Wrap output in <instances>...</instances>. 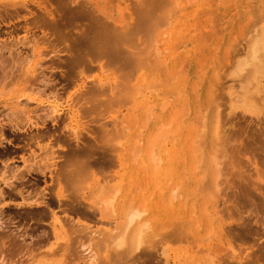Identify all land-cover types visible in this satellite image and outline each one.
Here are the masks:
<instances>
[{"label": "rangeland", "instance_id": "rangeland-1", "mask_svg": "<svg viewBox=\"0 0 264 264\" xmlns=\"http://www.w3.org/2000/svg\"><path fill=\"white\" fill-rule=\"evenodd\" d=\"M7 1L11 2L10 0H0V4H1L0 5V62L2 59L5 60L3 56H5V55H6V57L10 56V53L11 52L13 53L15 50L16 51L20 50L19 52H21L20 53L21 55H23V54L26 55V53H28L29 55L32 53V55L30 56L31 57V60L29 61L30 64H29V66L25 65L24 66L25 69L17 67V66L15 68V66L11 65L12 63L10 62V60L7 59V61L10 62L8 64L11 65V67L8 66L9 68H11L10 70L7 67V71H9L8 74H6V76H4V70L3 71L0 70V77H2V78L5 77L0 82V88H2V90L0 91V128L2 127L1 128L2 131L0 129V132H2V134L0 133V153H6V155L8 154V157H9V158H5V156L0 157V170H1V172H0V174H1L0 175V186H1L0 189L2 188L3 191L4 190L6 191L9 188L8 185L5 184L6 182H8L6 180L8 178V180L10 182H13L15 184L19 183L23 187V192L26 195L31 190L32 191V192H30L31 196H33L37 193L38 195L36 194L35 196H33L34 198L35 197L37 198L41 195V194H39L42 192L41 190L44 189L42 192L43 197H50L51 198L52 197L51 194H53L54 192H56L58 190L56 184L52 183L53 181L55 182V178H54L55 176H53V175L55 173V169L58 168L57 162L63 158L62 156H60L61 153H58V154H56V153L62 152L65 149V145H62V143L60 144L59 142L56 143L55 137L57 135H60L61 131H62V134H64V133L66 135L69 134L70 131H68V129L70 127L73 128L76 125L77 126L76 129H74V128L73 129L76 131L80 130L81 133L82 132L84 133V132L88 131V128L92 127L91 125L100 126L99 125L100 123H104L106 121V123L108 122L109 127L106 126L108 128H106V127L105 128L109 129L111 127L110 129L115 130V132H113V135L114 136L120 135V137L122 139H121V141L119 140L117 142V146L119 145L121 148V149H119L120 151L118 150V148H119V146H118L113 152V155L115 156V158H114L115 163H113L114 165L111 167H107V168L101 167L102 169L100 168V170L103 173L100 170H98L99 172L98 173L95 172L96 175H91V177H88L86 183L84 184L85 186L83 185L84 189L82 188L83 189L82 195L84 196V198H82V199L80 198L79 201L82 202L83 204L84 203L86 204L91 215L86 217L88 220L85 218H83V220H82V218H79L78 220L80 223L76 222L79 225L78 227H76V230H75V228L72 229V228H69L68 226L67 227H65V226L61 227L62 225L59 226V223L56 222L52 217H49V218L45 217V218H43L44 220H42V222L39 220L35 221L32 219H30V220L24 219L22 214L19 212L23 213V211L27 207H25L26 205H23V204L21 206H19V203H21L22 200L19 197L15 199V197H17L19 194H16V193L14 194L13 190H11V192H10V188H9L7 190L8 193L9 194L12 193L11 195L15 196L12 200L8 201L7 195H6V198H5V196L1 195L3 197V200H4V198H5V200L4 201L0 200V205H2L1 206L2 209L0 208V218H2V219H0V238H1L0 239V264H10V263L11 264L12 263L13 264H60L61 262H62L61 264H73V263L74 264H79V263L84 264V262L87 263L88 260L90 262V263L88 262V264L93 263V260H95L93 264H105V263H107V262H105L107 260H108L107 264H110V263L114 264V262L116 264H127V263L128 264H136L138 262V260H139V262L137 264H140V262H141V264H161V262H159V261H162L163 264L165 263V261L167 264H247V263L251 264V261L253 262L252 264H264V250H262V249H264V248H262V247H264V214H262V213H264V210L258 211L260 209L258 204H257L258 205V208H257V206L255 207L254 205H251L248 202L239 204L236 202L235 199H234L235 203H232V202H234V201H232L233 198L228 197V195L226 196V194L225 195L222 194V191H221L222 188L220 187L221 185H224L222 180L224 181V179H225V181H227L231 177L232 174H230V173L228 174V172L233 173L232 168L233 167L236 168L235 164H233L234 166L232 168H230L231 170L229 169V166L226 167L227 166L226 162H225L226 164L223 163L225 165L224 166L225 168L222 167L223 166V164H222L221 175H225V176L224 177L220 176L224 179L220 178L222 180H219L218 182H220V183L222 182V183L219 186L220 183L217 182L218 185H215L216 184L215 181L211 180L212 178L205 175V172L203 171L204 162L201 161L204 158L203 157L204 154H205V157L206 156L210 157L209 155L211 153L218 151L219 144H220V146H219L220 150L224 151L221 143L223 144L224 141L230 142L234 139L233 140L234 144L239 143V145H240V143H241V146H242L241 149L239 148V145L237 146V148L240 152L244 146V149L242 150L243 153L238 152L239 154L237 153V155H240L241 158L243 156V158L246 159V161L247 160L249 161V166H247V167H248V169H250V171L254 175V176L252 175L251 179H252V181L255 180L256 183H259V185H258L259 187H255L256 190L258 188H260V190H261V192H257V193H262L259 196H264V151H261L262 149H260V146H262L261 145L262 142H258L256 140L255 143H252L253 145L249 146V145L245 144L244 142H241V141H243L244 138L238 137L239 132L237 133L238 135L237 134L233 135V133L230 129V128H232V125L227 124L228 125L227 126L225 124V122H226V120H224L225 118L223 117L224 118L223 119L220 116L221 114H223V112L220 113V115H219V111L221 112L222 110H224V104L219 103V102L223 101L221 95L223 94V92L225 93V90H223V92L220 90L223 89L224 87L221 86L222 87L221 88L219 86V88H218L219 91H217V88H215L216 85H220L222 83L221 85L224 84V86L226 87L225 88L226 92L228 90L230 91L231 87H232L231 90L235 91L233 93V95H235L237 92H239L238 91L239 87H236V86L237 85L240 86L238 83H240L241 76H237V78L239 79V82H238V79L236 78V76H233L231 74V70H232L231 66L234 63L233 59L235 58V56H236V58H238V56L240 55L238 52L241 50V47L239 44L240 41H242L241 39H245L246 38L245 35H249L248 33H251V31H252L251 29H253L252 26H254L253 23L256 22V20H257V19H253L255 12L253 13V11H251V10H253V8H254V11H255V9L257 8L256 9V12H257V10L264 8V5H262V3H264L262 1H264V0H178V1L168 0V3L165 0L163 5H162V8H164V9H162V10L166 11V12L168 10L170 12V18L171 19H168L169 24L167 23L165 25V23H164V25H161L162 28H161V26H160V28L156 27V30H154L155 28L151 31L149 29L148 30L146 29L147 33L150 31L149 33L151 34V36L149 35V33H148L149 36H146L147 33H145L146 31L143 30V31L139 32V34L137 33L138 35L133 36L132 37L133 39H131L132 41L130 40V42H129V45L131 43L133 46V47L131 46V48L136 49L135 47H138L137 48L138 51L133 50V49L132 50L136 51V53H139L140 56H142L141 53L144 50L146 51V52H143L144 54L142 53L144 56L147 53V55L145 57H143L144 60L148 56L146 59L147 61L145 60L146 61L145 65L137 70V72H136L137 76H134V79L130 82V87L131 86L135 87L137 90V93H138L136 96H134L135 101L132 99L133 97L129 98V100L131 101V106L129 103H125V102H124L125 104L124 103H115V104L109 105V106H108V104H106V107L112 106V107H110L111 110H108L110 108L106 109L105 106H102V108L100 107L103 110V112L101 109L98 110L99 111L98 114H97V110L95 111L96 115H99L100 112H102L99 115L100 117L98 116L99 118L98 117L95 118L96 115L94 114V112H92V113L90 112L89 113L90 116H89V114H88L89 111L83 112V113H82V111L81 112L75 111V109L74 108L72 109V107L70 105L73 101H70V100L74 99L73 97L75 95V91L77 93L82 88L81 86H83L86 83L85 81L88 82L92 78L100 79V80L104 79L103 80L104 82H105V79L107 82L109 80H112V82H114V79H116L117 81L116 80L115 81L117 83H120V82H118V79H120V78L119 77L116 78L117 75L115 73H117V72L110 70V69H112L110 66H109L110 69H108L109 67H107L106 65L104 66V68L102 67L103 70L101 72L100 70H98L99 68H96V65L97 64L99 65V63H97L98 61L97 62L95 61V63L93 62L95 67H94V65H92V63L90 64V68H92L91 70L88 69L90 72L88 70H86L87 69L86 68L84 70L82 69L83 72L81 70L80 74H78L79 73L78 71H77V73L73 72L70 74V76H71L70 81L71 82L74 83L76 80H78V81L76 82V84L74 83L73 85L69 86L66 89V91H64V93H63V90L60 91L63 93L62 94L63 98L59 99L60 101L55 99V98H50V99L47 98V94H43V93L39 94V93L35 92L33 87L36 86L34 84L39 83V81L36 79L39 75L41 76V74L39 72H42L44 70V68L48 65L47 63L49 62V60H48L49 57L53 58V59L55 58V57H53V55L55 54L54 52H55L56 48L59 47V49H61L63 45L60 47V45H61L60 43H57V44L55 43L56 45L59 44V46L58 47L55 46L53 48L55 50L53 52H51L53 50V49H50V48H52L51 47L52 45H50L51 40H49L51 37L47 36V34H44L46 32V30L44 31V33H42L43 31H41L39 26L33 24V22L29 23V21H28L31 19L33 14H35V10L37 13L38 12L37 10L40 9V6L43 7V4H42L43 2H41L42 0H20L23 3H19L20 6H19V4H18V6H17V4L15 5L16 7H18L19 10H17L18 11L17 13L14 12L13 15L3 14V12H4L3 9L5 7L6 8L9 7V9L12 8L9 5L7 6V4H8ZM95 1L98 2L99 5L103 9L107 5V10L110 13V15L112 16V14H113L115 16V18L120 22V24L123 23V21L126 19V15H125L126 13L125 12H126V10L128 11V9H129V6H127L128 9H126L127 3H129L130 6L132 5L131 6L132 8H133V6H135L132 2L133 0H130V1L127 0L126 3L123 2L124 0H120V1L119 0H95ZM112 1H113V3H112ZM121 1L123 2V4H121ZM172 1H175V2H172ZM187 1L188 2L190 1V2L188 3ZM185 3L186 4L188 3V4L185 5ZM3 4H5V5H3ZM39 4H40V6H39ZM245 4H247V5H245ZM23 5H26V6L28 5V7L27 8L21 7ZM33 5H35V6H33ZM131 7H130V9L132 10ZM33 8H36V9H33ZM181 8H184V9H181ZM174 9H175V11H174ZM213 9H214V11H213ZM212 11L214 12L213 14H211ZM173 13H174V15H173ZM217 13H219V14H217ZM124 15H125V17H124ZM172 15L175 17V19ZM255 15H256V13H255ZM247 16L250 17L251 19L248 18ZM249 20H251V21L254 20V22L253 21L251 22ZM251 24H252V26H251ZM32 26H33V28H32ZM248 27H249V30H251V31H248ZM250 27H252V28H250ZM243 29H245V31ZM246 31H248V32H246ZM240 32L244 38L241 36ZM242 32L243 33L246 32V33L243 34ZM32 33H33V35H32ZM218 33H220V34H218ZM25 35L29 39L31 38L30 36H32L33 39L31 38L29 40L28 38L23 37ZM205 35L207 37H205ZM236 35H238V36H236ZM21 36L23 38H21ZM39 36L43 37L44 39H42V38L40 39ZM203 36L205 39L203 38ZM148 37H151V38L148 39ZM190 37H191V39H189ZM143 39H145V40H143ZM146 39H148L149 42ZM151 39H153L155 42ZM234 39H235V41H234ZM237 39H240V40L238 41ZM40 40L42 42H40ZM43 40L46 43L45 42L43 43ZM203 40H204V42H203ZM48 41H50V43ZM46 44H47V46H46ZM48 44L50 46H48ZM62 44H64V43H62ZM190 44L193 47H189ZM53 45H54V43H53ZM150 45L152 47H149ZM64 46H66V45H64ZM227 46L228 47L231 46L229 48L230 49L232 48V49L229 51V48H227ZM18 47H20V48H18ZM29 47H31V48H29ZM145 47L148 50L144 49ZM195 47H197V49H195ZM17 48H18V50H17ZM28 48L31 50H29ZM140 49H142V50H140ZM151 49L152 50L155 49V50H153L154 52H152ZM233 49H235V51H238L235 55H234L235 52ZM47 51L49 53H44ZM56 52H59V50H57ZM61 52H63V51H61ZM151 53L154 55V59H152L153 56L150 55ZM154 53H158V54H154ZM28 54H27V56H28ZM38 54H40V55H38ZM46 54H48V55H46ZM56 54H59V53H56ZM156 55L158 56L157 57L158 59L156 58ZM221 56H222V59H221ZM159 58L161 59L160 61L164 63V67L166 66L165 69L163 68L164 69V70H162L163 72L160 71L162 68H161V64L159 63L160 62ZM226 58L228 60L230 59L229 61H231V62H228V60ZM231 58H232V60H231ZM151 59H152V61H150ZM154 60L156 62L158 61L159 65H160V70L156 69L157 71L159 70L158 72L156 71L157 75L159 73V79L157 78V81H156V78H154V77H153L154 80H151L152 76L155 75V73H153L154 74L153 75L151 71H155L154 68L155 67L157 68L156 65H158V64H156V62ZM236 60H235V62H236ZM7 61L5 64L6 66H7ZM43 62H46V63H43ZM147 62L148 63L150 62L151 65L154 62L155 64H153L152 66L154 67V65H155V67L153 68L149 64L150 67L153 69L148 68L149 65ZM43 65L45 66L44 68H43ZM147 65H148V67H147ZM229 65H230V71H228ZM35 68H36V71L34 70ZM145 68H146V70H145ZM147 68L149 70H151L150 75L152 74V76L147 75L149 73V72H147L148 71ZM12 69H15V71H13ZM57 69L61 70L60 72L62 74L59 73V70H57ZM11 70H12V73H11L12 75H10ZM46 70L47 69H45L44 71H46ZM52 70H54L53 72H54V74H56V77H54L55 79L62 78L61 77V75H63V72H62L63 68L62 67H61V69L59 67H57V68H53ZM225 70H227V72H224ZM48 71L50 74L51 73L50 69ZM55 71H57V72H55ZM112 71L115 73H113ZM176 71H178V72H176ZM13 72H14V74H13ZM174 72H176V73L174 74ZM208 73H210V74H208ZM222 73H223V75H222ZM118 74H120V73H118ZM173 74L175 75V77ZM218 74H219V76H218ZM146 76L147 77L149 76L150 78H147ZM169 76L171 78H169ZM207 76L210 78H208ZM215 76H217V78H214ZM12 77H14V78H12ZM39 77H38V79H39ZM79 77L81 79H78ZM145 77H146V79H144ZM211 77H212L213 81L211 80ZM222 77L224 80L222 79V81H221L220 78H222ZM206 78H208V80ZM229 78H231V80ZM233 78L237 79V82H235V79H233ZM26 79H28V80H26ZM185 79H187V80H185ZM217 79H219V81L216 84L214 82V80L216 81ZM141 80H143V81H141ZM144 80H145L146 84L144 83ZM158 80H159V82H158ZM83 81L85 83H83ZM242 81H243V79H242ZM107 82H105L106 85L109 84L111 86H115V85H112L111 81L108 83ZM116 82H114V84H117ZM161 82H163V83H161ZM168 82H170V83L166 84ZM177 82H179V83H177ZM211 82H212V84H211ZM82 83H83V85H81ZM131 83H134L135 86ZM137 83L139 86H136ZM153 83H155L156 85ZM159 83H161L162 86ZM3 84H4V86H3ZM158 84H159V86H158ZM165 84L173 86V88L170 86L165 87ZM213 84H214L213 88H215V89H213V88L212 89H213V91H215V93H214L215 95H213L212 90H210L211 87L213 86ZM231 84H233L234 86ZM1 86H3V87H1ZM155 86H157V87H155ZM58 87H60V85ZM79 87H80V89H79ZM143 87H144V89H143ZM167 87H169L170 89L169 88L167 89ZM31 88H32V91H31ZM155 89H156V91H155ZM163 90L165 92H163ZM182 90H184V91H182ZM168 91H169V93H167ZM209 92L210 93L212 92L211 95ZM171 93H172V95H171ZM179 93H181V94H179ZM194 93H195V97H194ZM216 93H218V94H216ZM220 93H222V94L220 95ZM162 94H164V96ZM167 94H168V96H167ZM227 94H228V92L226 94H224V95H226V98L229 96ZM184 96L186 98H184ZM192 96H193V99L191 98ZM202 96H204V98ZM219 97L221 100H219ZM229 97H233V96L230 95ZM217 98L219 101L217 100ZM172 99H173V102H172ZM163 100L165 101V104H164ZM184 100H185V102H184ZM196 100H197L198 104H195ZM62 101H63V103H62ZM181 101H182V104H180ZM200 101L202 103L199 104ZM262 101H264V96H260V97L258 96L256 98V102L259 103L258 104L259 107L264 105V102H262ZM166 102H168V103H166ZM151 103H152V105H151ZM160 103H162V104H160ZM122 104H124V105H122ZM148 104H149V106H148ZM186 104H188V105H186ZM192 104H195V105H192ZM49 105H53L55 107L56 111H50V109L48 108ZM198 105H200L201 107L200 108L197 107ZM177 106L178 107L181 106V107L178 108ZM186 106H187V109H185ZM118 107H120V108L117 111ZM160 107H161V109H160ZM174 107H176V108H174ZM239 107H242V106H239ZM173 108L175 111L173 110ZM18 109L20 111L22 110L21 115H20V113H19V115L17 114V116L15 114V116H14L15 118L11 115V118H10V115L8 114V113H10L9 111L13 110L15 112H18L17 111ZM105 109L107 111H105ZM148 109H150V110L148 111ZM73 110H74V112H73ZM122 110H124V111H122ZM216 110H218L217 111L218 117L223 119L224 122H222V120L220 118H218L216 115V117L219 119V120H217V118L215 117L216 112H214ZM13 111H11V113ZM108 111H109V113H108ZM77 112H79L77 115L80 117V120L82 119L81 121L86 120V123H85L86 126H85V124L81 125L79 123L81 121H79V119H78L79 117L76 115ZM179 112H181L183 114H181V116H179ZM47 113H48V117H46V121H44V125H40V124H42V123H39L40 116H44V114L47 115ZM80 113H82V114L80 115ZM130 113L132 116L130 115ZM91 114H93V115H91ZM175 114H177L178 116ZM67 115H69V116L67 117ZM145 115L147 117H145ZM19 116H21V119L23 118V122H21L22 123L21 125H23V128L15 129V127H13L11 125V121L14 122L15 120L13 121V119H16V117L18 118ZM105 116H107V117H105ZM172 116L178 117V121H177L176 117H175L176 118L175 119ZM12 117H13V119H12ZM76 117H78L77 120H75ZM131 118H132V120H131ZM87 119L89 120L88 122H87ZM104 119H106V120H104ZM108 119H109V121H108ZM122 119L124 121L126 120L129 124L126 121L124 122ZM98 120H99V122H98ZM34 121L36 124L34 123ZM60 121H61V123H60ZM84 121L82 123H84ZM115 121H117L118 124ZM215 121H217V125L218 124L220 125V123H222V124L224 123L225 124L224 126L225 127L227 126L226 128L228 129V131L226 132L227 129L226 128L224 129L225 132L228 133L227 135L224 134V130L221 131V128L222 129L224 128L223 126L222 127L218 126L220 128V130H218V132H217L218 127H217ZM218 121H220V123ZM251 121H253V119H251ZM37 123L39 124L38 126H37ZM67 123L70 125L67 126V128H66V126H64V125H66ZM226 123H228V122H226ZM28 124H30L31 126ZM254 124H255V122H254ZM34 125H36V126H34ZM117 126H119V127L121 126V127L120 128L118 127L119 129H117L116 128ZM162 126H163V128H162ZM214 126H215V129H214ZM257 126H259V123L257 124ZM260 126H261V124H260ZM209 127H210V129H209ZM228 127H230V128H228ZM42 128H44L48 131L41 133L43 131ZM204 129L206 130V132ZM116 130H117V132H116ZM208 130H209V132H208ZM36 131L39 133H37ZM164 131H165V133H164ZM219 131H221V132H219ZM88 132L91 133L90 131H88ZM88 132H86L87 135L85 133H84L85 135L83 133L81 134L80 132H77V133H78L79 137H81L83 135L87 138L89 135ZM137 132H138V134H137ZM46 133H48V135H45ZM192 133H194L196 136L193 135ZM218 133L221 135H219ZM34 134H36V135H34ZM65 134L63 136H66ZM158 134L161 137L158 136V138H157L155 136ZM212 134L214 137V138H212V140H214V142H213L214 144H210V145H213V147H209V145L207 144V141L205 143V140L207 139V137L209 135L212 136ZM217 134L220 137L224 134L223 137L225 139L222 142L217 141L215 138V136ZM230 134H231V136L233 135V137L235 135H237V138H236V136H235V138L231 137ZM73 135L74 134H72L71 136H73ZM113 135L111 134V142L113 141V137H114ZM131 135H132V137H131ZM162 135H165V136H162ZM228 135H229V137H228ZM83 136H82V139L85 138ZM201 136H203V137H201ZM218 136H217V139L219 138ZM225 136H227V138ZM67 138H69V137L67 136ZM198 138H200V139H198ZM229 138H231V140H229ZM109 139H110V137H109ZM239 139L240 140L242 139V140L240 141ZM152 140H153V142H152ZM161 140H163L164 142L161 143ZM200 140H201V142H198L199 144L198 143L196 144V142L200 141ZM218 140H220V138ZM109 142H107V140H106L105 144L108 145ZM201 143L202 144L204 143L205 145L203 144L201 147ZM215 144H217L218 146ZM215 146H217V149L215 148ZM46 147H47V149H46ZM48 147L49 148L51 147V149L57 151V152L51 154L52 156H55L52 159H49V155H50V152L53 150L48 149ZM205 147H207L208 150ZM250 147H251L250 151H252V153H250V151H249ZM38 148H41V150ZM210 148H212V150ZM135 149L136 150L138 149L139 151L138 150L135 151ZM59 150H61V151H59ZM253 150L255 152H253ZM45 151H46V155H48L47 157L45 156V154H43ZM132 151H133V153H132ZM213 155H215V153ZM260 155H261V157H260ZM181 157H182V160H184V161L180 160ZM213 157H215V156H213ZM40 158H41L42 163L43 162L46 163V161H47V164L48 163L50 164L52 162H56V163L55 164L53 163V165L51 164V167L49 166V168H46V166H45L44 170L46 169V171L43 170L44 173H42L40 171L38 172V170H33V169L29 173L28 172L25 173V166H27V164H29V163H33V166H34V163H35L34 161H36L37 163L41 162ZM196 158H197V160H196ZM47 159H49V160H47ZM155 160L158 161V163L155 162ZM192 160L193 161L195 160V161L193 162ZM4 163H8L10 165L12 163L13 166L16 165L17 171L14 170L12 172H9L8 170H6L7 171L6 172L3 169ZM157 166H158V168H157ZM103 169H105V170H103ZM223 169H225L224 173H226V174H223V171H222ZM228 169H229V171H228ZM21 170L23 172V174H21L22 176L20 174H19L20 177H18V175H12L13 173H18ZM47 170L48 171L51 170L53 172V175H50V172H48ZM153 170L154 171L157 170V171L154 172ZM158 170H160V171H158ZM95 171H97V169ZM248 171L249 170H247L246 172H248ZM152 172H154V173L152 174ZM202 172H204V175ZM158 173H159V175H158ZM143 174H144V176H143ZM200 174H201V176L203 175L205 177V179H204V177H200ZM248 174H249V172H248ZM104 175H106V177H104ZM227 175H229L230 177L227 178ZM13 176H17V178H15ZM51 176H53L52 177L54 179L53 181L50 179ZM4 177H5V179H4ZM91 179H93V180H91ZM103 180H105V181L103 182ZM25 181H26V183H25ZM255 181H254V183H255ZM110 182H111V184H110ZM113 183L116 185H119V188H120V191L117 193L116 197H114V200H111V203L109 205L110 207H112L111 211L114 214L110 213L111 211L108 210L110 207H108V206L105 207V209L108 208L106 213H105V212H103V211H105V210H103L105 205L102 206L103 207L102 208L101 205H103V204H100L101 202L99 203V201H100L99 197L101 196V194L99 195V191H100L101 187L105 188V189H106V187L107 188L112 187ZM23 184H25V185L23 186ZM114 184H113V186H114ZM53 185H54V187H52ZM106 185H110V186H106ZM218 186L221 188L220 190H219ZM253 186H257V185L254 184ZM48 187H49V189H48ZM224 187H225V185H224ZM224 187H223V189H224ZM38 189H39V191H38ZM193 189H195V190L193 191ZM50 190H53V192L50 193ZM216 190H219V191H216ZM224 191H226V190H224ZM224 191H223V193H225ZM257 191H259V190H257ZM32 193H34V194H32ZM44 193L47 195H45ZM3 194H4V192H3ZM57 194H59V193L57 192ZM54 195L55 194H53V197L51 200H56L55 203H57V200L59 197L57 198L56 195L55 196ZM95 195L97 196V198ZM102 195H104V194H102ZM222 196H224V197H222ZM124 198H127V199L130 198L131 202L133 201L132 205L136 206L137 208H140V206L143 204L142 209L140 208L141 209L140 211H143V212L145 211L143 213V218H149V217L151 219L153 218L152 220L150 219L151 221H153L154 219H158V222L160 223V224L157 223V226L159 225L158 228H156L158 231L155 228H152V229H155V231L154 230L153 231L155 233L157 232L158 235L162 234L160 236H156V237H158V239L160 237L162 238L165 236L168 239L170 238L169 240L166 239V237H165V239L163 238L164 240H162V239L158 240L156 237H154L153 242L156 238L157 242L160 241V243L158 242L157 247L155 245V247L151 248V249H150V247H152V246H150L148 248V250L150 249L149 251L146 250L147 248L145 249L148 252L149 256H148V254L146 255L143 252L144 249H142V250L140 249L141 254L143 252V255H141V256H140L139 250H136V251L132 250L133 252L130 251V253L138 252V256L136 255V258L135 257L133 258V254H132V256H131L132 259L129 258V255L127 254V252L125 254L126 256L121 255V257L117 253L118 258L119 257L120 258L128 257L126 260H125V258H124V260H122V259H116L115 258L116 257L115 252H117L118 249L115 250L114 247H113V249L115 251H112L113 250L112 248L111 249L109 248V251L106 250L108 248L104 249L106 244H107V247L112 245V242H110L111 244L109 243V246H108V242H106L107 238L108 237L110 238V236H108L107 238H104V239H106V240H104L106 243L104 241H102L103 240L102 238L106 236L105 230L109 231V229H110V231H109L110 233L107 232L108 235L109 234L111 235V233H112V235L115 234V232L113 233L112 228H113V224L115 223V221L118 220L120 215H122V213H123V212H121L122 208H120V206H121V203L123 202ZM262 198H264V197H260V199H262ZM14 199H15V201H14ZM60 199L62 200V197H60ZM159 199H161V201H159ZM167 199H168V201H167ZM164 200H166V201H164ZM39 201H42V199L40 198ZM93 201H94V203L97 202V205L99 206V208L95 207L97 205L93 204ZM160 202L163 204H160ZM261 202H260V204L264 205V199H262ZM135 203H137V204L135 205ZM13 204H14V206H13ZM15 204L16 205L18 204L17 207H15ZM57 204H59V203H57ZM244 204H245V207H242V205L244 206ZM42 205H43L42 203H36L33 206H30L29 209H33L34 211H38L39 209L42 208ZM22 206H24V207H22ZM89 206H91L90 209H89ZM93 206H94V208H98V209L101 208V210L96 209L97 210L96 211L93 208ZM238 206H240V207H238ZM252 206L254 207V209L252 208ZM260 207H261V205H260ZM61 208H63V207H58V206L54 207L53 211H57L56 216H61L64 214V213L59 212ZM15 210H17V212L20 215L17 214V212H15ZM33 210H31V211H33ZM249 210H251V211H249ZM254 210H255V212H254ZM91 212H93L94 216L92 215ZM107 212L110 213L109 216H108ZM256 212H257V214H256ZM259 212H261V213H259ZM14 213H16V215H14ZM5 214L6 215L8 214V215L6 216ZM11 214H12V216H10V218H9V215H11ZM64 215H66V214H64ZM254 215H255V217L257 216V219L254 217ZM19 216H22L21 219H19L20 218ZM12 217H14L15 219L14 218L11 219ZM75 219H74V221H75ZM238 219H239V221H238ZM85 222H86V224H84ZM169 223L174 225L173 227H170L173 230H174V228L177 229V227L179 225L180 226L183 225V232L186 233L185 235H188V236L183 235V239H182V236H174V238H173V235L171 234L173 232V230L171 231V233H169V231H170V228H169L170 224ZM184 223H185V225L188 224V226H184ZM245 223L247 224V226L249 228L252 226L250 228L251 230H247L248 227L246 226ZM249 223L251 226L249 225ZM80 224L82 226H84L82 229H81ZM244 225H245V227H244ZM85 226H86V229L88 228L86 231L84 230V232H86V233H84L82 231L83 229H85ZM89 226H90V229H89ZM233 226H234V228H233ZM184 227H186V229ZM227 227L229 230L224 229ZM229 227H231V228H229ZM242 227L245 229L246 232L243 231L244 229ZM166 228L167 229L169 228V230L166 231L167 230ZM187 228L189 229V231ZM236 228H238L237 230H239V229L240 230L237 231ZM252 228H253V230H252ZM4 229H6V230H4ZM181 229H182V226H181ZM66 230H67V232H66ZM179 230H180V228L178 230H174V231H179ZM76 231H78V232H76ZM102 231H104V232H102ZM249 231H251V232H249ZM56 232H57V234H56ZM92 232L94 234V235L92 234L93 237H92V235H90ZM95 232H97V233H95ZM154 232H152V233H154ZM183 232H182V234H184ZM235 232H237V233L235 234ZM243 232H244V234H243ZM103 233L105 235H103ZM155 233H154V235H155ZM167 233H169L168 236L164 235ZM246 234H247V236H246ZM1 235H4V236H1ZM88 235H89V237H88ZM154 235H152V236H154ZM190 235H192V236H190ZM240 236H242V237H240ZM22 237H23V239H22ZM70 237H71V239H70ZM81 237H82V239H81ZM111 237H113V236H111ZM171 237L173 238L174 241L171 239ZM236 237H238V238H236ZM96 238H97V240H96ZM109 238H108V241L113 240L112 238H110V239ZM179 239L181 241H179ZM98 240H101L102 242L98 241ZM166 240L168 242H166ZM65 241H67L68 243L70 242L69 244L70 245L72 244L71 246L72 247L74 246L73 248L74 249L76 248L77 251H76V249H75V251L71 250L70 249L71 246H68L69 244ZM2 242H4V243H2ZM10 242L12 244H10ZM61 242H62V244H61ZM7 243H9V244L7 245ZM24 243L26 246L24 245ZM29 243H31V244H29ZM163 243L165 245H163ZM168 243H170V245L171 244L172 245L169 246ZM21 244H23L24 247H22L23 245H21ZM93 244H95V245H93ZM102 244H104V247ZM155 244H156V242H155ZM11 245H12V247H11ZM28 245H29V247H28ZM33 246L35 247V249L32 248ZM64 246H65V248H64ZM94 246L96 248L98 247V249H95ZM112 246H110V247H112ZM21 248H22V250H21ZM56 248H58L57 251L55 250ZM79 248L81 249V251H83L82 249L86 248L85 252H87V256L89 254H90V256L86 257V253L80 254L81 251L79 250ZM93 248H94L95 252H94ZM100 248H101V251H100ZM155 248H157V251H155V252H159L161 258L159 257V254H156L155 252H153L154 250H156ZM152 249H154V250H152ZM19 250H20V253H19ZM78 250H79V253H78ZM165 250H167V252ZM66 251H68V252H66ZM71 251L76 252V253L72 254ZM164 251L167 253V256L165 255L166 258H164L165 257ZM149 252H151V253H149ZM6 253H8V254H6ZM70 253H71V255H70ZM113 253H115V254L113 255ZM153 253L156 254V256ZM5 254H6V256H5ZM36 254H37V256H36ZM74 254H75V258H74ZM76 254H78V255H76ZM67 255H69L70 257L72 256L73 260H72V257L69 258V256H67ZM79 255H81V256L83 255V256L81 257ZM110 255H111V257H110ZM27 257H29V258H27ZM90 257H92L91 261L89 259ZM156 257L159 261L156 259ZM85 258H88V259H85ZM136 259H137V261H136ZM100 260H103V261H101L102 263L100 262ZM109 260L111 261L110 263H109ZM119 260H121V263ZM144 260L146 261V263ZM195 260H196V262H195ZM81 261H83V262H81ZM157 262H159V263H157Z\"/></svg>", "mask_w": 264, "mask_h": 264}, {"label": "bare ground", "instance_id": "bare-ground-1", "mask_svg": "<svg viewBox=\"0 0 264 264\" xmlns=\"http://www.w3.org/2000/svg\"><path fill=\"white\" fill-rule=\"evenodd\" d=\"M11 2H9V1H7L8 2V4H7V6L9 5L10 7H12L11 9H9V7L8 8H4L3 9V14H7V15H13L14 14V12L15 13H17L18 11L17 10H19L18 9V7H16L15 5L17 4V6H18V4L19 3H23V2H21L20 0H10ZM120 1V0H119ZM126 1L127 0H124L123 2L124 3H126ZM130 1V0H129ZM135 1V2H134ZM164 1L165 0H133L132 2H133V4L135 5V6H133V8L130 6V4L129 3H127V5H126V7L127 6H129V9H128V7L126 8V9H128V11L126 10V19L123 21V23H121L120 24V22L115 18V16L112 14V16L110 15V13L108 12V10H107V5H106V7L103 9L100 5H99V3L98 2H96L95 0H42L41 2H43L42 4H43V7H41L40 6V4H39V6H40V9H38L37 11V13H36V10H35V14H33V16L31 17V19L30 20H28L29 21V23L30 22H33V24H35V25H37V26H39V28L41 29V31H43L42 33H44V31L46 30V32L44 33V34H47V36H49V37H51L49 40H51V43H50V41H48L49 43H50V45H52L51 47L52 48H50V49H53L55 46H59V44L58 45H56L57 43H60L61 45H60V47L63 45H66V46H62V50L61 49H59V47L58 48H56V50L55 49H53L51 52H53L54 50H55V54L53 55V57H55L54 59L53 58H48V60H49V62L47 63L48 65L45 67L44 65H43V68H44V70L45 69H47L46 71H42V72H39L40 74H41V76L39 77V79H38V77L36 78L38 81H39V83H37V84H34V85H36L35 87H33L34 88V91L35 92H37V93H43V94H47V98H55V99H57V100H59V99H61V98H63L62 96V94L64 93V91H66V89L69 87V86H71V85H73L74 83L76 84V82L78 81V80H74L75 82L73 83V82H71L70 81V78H71V76H70V74L71 73H77V71L79 72L78 74H80V71L83 69H86V70H88V69H92V68H90V64L92 63V65H94L93 64V62L95 63V61L97 62V63H99V65L97 64L96 65V68H99L98 70H100L101 72H102V70H103V68H104V66L106 65L107 67H111L112 69H110V67L108 68V69H110V70H113V71H116L117 73H115V72H113V73H115L117 76H116V78L117 77H119L120 79H118V82H120V83H117L116 81V79H114V82H116L117 84H114V82H112V80H109L108 82H112V85H115V86H111V85H109V84H107L106 85V83L105 82H107L106 81V79H105V82L101 79H95V78H92V79H90L88 82L87 81H83V83H85L84 85H83V83L81 84V85H83V86H81L82 88L80 89V87H79V91L76 93V91H75V95H74V99L73 100H70V101H73L70 105H71V107H72V109L74 108L75 109V111H79V112H81L82 111V113L83 112H88V114L91 112H94V114L96 113L95 111L97 110V114H98V110H100L101 108H102V106H105L106 107V104H108V106L109 105H113V104H115V103H129L130 104V106H131V101L129 100V98L130 97H133L132 99L135 101V98H134V96H136L138 93H137V90H136V88L135 87H133V86H131L130 87V82L134 79V76H137L136 75V72H137V70L139 69V68H141L142 66H144L145 65V62L147 61L146 59H147V57H146V61L144 60V58L143 57H145L146 55H147V53L145 54V56L143 55L144 53L143 52H146L145 50L141 53V55L142 56H140L139 55V53H136V51H133V50H137V48L138 47H135L136 49H134V48H131V46H132V44L130 43V45H129V42H130V40L131 39H133L132 37L133 36H136V35H138L139 34V32H141V31H146V29L148 30H153L154 28V30H156V27L157 28H160V26L161 25H164V23H165V25L168 23L169 24V22H168V19H171L170 18V12L167 10V12L166 11H163L162 9H164V8H162V5H163V3H164ZM175 1H178V0H175ZM175 1H172V2H175ZM2 2V1H1ZM6 2V1H5ZM4 2V3H5ZM101 2V1H100ZM123 2L121 1V4H123ZM166 2L168 3V0H166ZM188 2V1H187ZM190 2V1H189ZM188 2V3H189ZM262 2H264V1H262ZM3 3V2H2ZM105 3V2H104ZM112 3H113V1H112ZM187 3V4H188ZM186 3H185V5H187ZM1 5V4H0ZM3 5H5V4H3ZM22 5V4H21ZM29 5V4H28ZM28 5L26 6V5H23V6H21V7H24V8H27L28 7ZM109 5V4H108ZM168 5V4H167ZM172 5V4H171ZM245 5H247V4H245ZM252 5V4H251ZM250 5V6H251ZM262 5H264V3H262ZM19 6H20V4H19ZM33 6H35V5H33ZM49 6V7H48ZM169 6V5H168ZM249 6V7H250ZM47 7V8H46ZM109 7V6H108ZM130 7L132 8V10L130 9ZM167 7V6H166ZM190 7V6H189ZM188 7V8H189ZM245 7V6H244ZM32 8V7H31ZM30 8V9H31ZM247 8V7H246ZM33 9H36V8H33ZM170 9V8H169ZM181 9H184V8H181ZM212 9V8H211ZM248 9V8H247ZM252 9V8H251ZM257 9V8H256ZM256 9H255V11H254V8H253V10H251V11H253V13L255 12L256 13V15H255V13H254V16H253V19H257L256 20V22H254V20H252L254 23H253V25L254 26H252V24H251V26L253 27V29H251V30H249V27H248V31H251V33H248L249 35H245V39H241L242 41H240V47H241V50L238 52V51H235V49H233L234 50V55L238 52L240 55L238 56V58H236V56H235V58L237 59H233V64H232V70H231V74L233 75V76H236V78H237V76H241V79H240V83H238L240 86H236V87H239V92H237L235 95H233V93L235 92L234 90H231L232 89V87H231V89H230V91L228 90L227 92H228V94L227 95H232L233 97H227L226 98V95H224V94H226L227 92H226V87L224 86V84L223 85H216L217 84V82L219 81V79H217L216 81L214 80V82L216 83H214L216 86H215V88H217V91H219V86L221 87H224L223 89H221L220 91H222L223 92V90H225V93L223 92V94L222 93H220V95L222 96V100L224 101H221V102H219V103H221V104H224V110H222L221 112L219 111V115H220V113H222L223 112V114H221L220 116L224 119V120H226V122H228V123H226L225 122V124L227 125H229V124H231L232 125V128H230V127H228V128H230L231 129V131H232V133H233V135L234 134H237L238 132H239V135H238V137H243L242 139H243V141H241L240 139V141L241 142H244L245 144H247V145H249V146H251V145H253L252 143H255L256 142V140L258 141V142H262V146H260V149H262L261 151H264V105H262L261 107H259V103L258 102H256V98L259 96H264V8H262V9H260V10H257V12H256ZM173 10V9H172ZM177 10V9H176ZM204 10V9H203ZM246 10V9H245ZM250 10V9H249ZM248 10V11H249ZM114 11V10H113ZM125 11V10H124ZM174 11H175V9H174ZM173 11V12H174ZM213 11H214V9H213ZM212 11V13L211 14H213L214 12ZM247 11V12H248ZM31 13V12H30ZM33 13V12H32ZM206 13V12H205ZM252 13V12H251ZM116 14V13H115ZM217 14H219V13H217ZM125 15H124V17H125ZM173 15H174V13H173ZM172 15V16H173ZM176 15V14H175ZM247 15V14H246ZM249 16V15H248ZM247 16V17H248ZM252 16V15H251ZM174 17V16H173ZM197 18V17H196ZM218 18V17H217ZM248 18H250V17H248ZM174 19H175V17H174ZM215 19V18H214ZM251 19V18H250ZM183 20V19H182ZM248 20V19H247ZM246 20V21H247ZM249 21H251V20H249ZM251 21V22H252ZM250 22V23H251ZM28 23V22H27ZM219 23V22H218ZM197 24V23H196ZM216 24V23H215ZM246 24V23H245ZM248 24V23H247ZM241 25V24H240ZM249 25V24H248ZM36 26V27H37ZM35 27V26H34ZM247 27V26H246ZM252 27H250V28H252ZM32 28H33V26H32ZM161 28H162V26H161ZM243 28V27H242ZM245 28V27H244ZM241 29V28H240ZM244 31H245V29H243ZM247 30V29H246ZM19 31V30H18ZM37 31V30H36ZM149 31V32H150ZM207 31V30H206ZM248 31H246V32H248ZM148 32V33H149ZM156 32V31H155ZM245 32V33H246ZM41 33V32H40ZM39 33V34H40ZM41 33V34H42ZM138 33V34H137ZM145 33H147V31L145 32ZM144 33V34H145ZM148 33H147V35L146 36H151V34L149 33V35H148ZM243 33V32H242ZM245 33H243V34H245ZM28 34V33H27ZM43 34V35H44ZM168 34V33H167ZM166 34V35H167ZM218 34H220V33H218ZM240 34H241V32H240ZM30 35V34H29ZM32 35H33V33H32ZM42 35V36H43ZM38 36V35H37ZM195 36V35H194ZM236 36H238V35H236ZM241 36H242V34H241ZM23 37H26V35L25 36H23ZM22 36H21V38H23ZM31 38H32V36H30ZM36 37V36H35ZM44 37V36H43ZM43 37H40L39 36V38L41 39H44ZM193 37V36H192ZM205 37H207L206 35H205ZM243 37V36H242ZM26 38H28V37H26ZM25 38V39H26ZM30 38V39H31ZM38 38V37H37ZM38 38V39H39ZM47 38V37H46ZM45 38V39H46ZM147 38V37H146ZM149 38H151V37H148V39ZM154 38V37H153ZM203 38H204V36H203ZM233 38V37H232ZM238 38V37H237ZM244 38V37H243ZM29 39V38H28ZM29 39V40H30ZM33 39V38H32ZM37 39V40H38ZM137 39V38H136ZM148 39H146L148 42H149V40ZM189 39H191V37L189 38ZM205 39V38H204ZM22 40V39H21ZM36 40V39H35ZM143 40H145V39H143ZM151 40H153V39H151ZM238 41L240 40V39H237ZM19 41V40H18ZM23 41V40H22ZM32 41V40H31ZM47 41V40H46ZM132 41V40H131ZM142 41V40H141ZM154 41V40H153ZM207 41V40H206ZM234 41H235V39H234ZM17 42V41H16ZM25 42V41H24ZM23 42V43H24ZM28 42V41H27ZM40 42H42L41 40H40ZM45 41L43 40V43H44ZM155 42V41H154ZM162 42V41H161ZM203 42H204V40H203ZM30 43V42H29ZM28 43V44H29ZM33 43V42H32ZM46 43V42H45ZM53 43H54V45H53ZM56 43V44H55ZM62 43H64V44H62ZM151 43V42H150ZM149 43V44H150ZM27 44V43H26ZM34 44V43H33ZM40 44V43H39ZM232 44V43H231ZM242 44V45H241ZM24 45V44H23ZM49 44H48V46H50ZM141 45V44H140ZM144 45V44H143ZM234 45V44H233ZM30 46V45H29ZM46 46H47V44H46ZM155 46V45H154ZM232 46V45H231ZM231 46H229V47H231ZM238 46V45H237ZM133 47V46H132ZM144 47V46H143ZM149 47H152L151 45L149 46ZM189 47H193V46H191V44H190V46ZM228 46H227V48H229ZM236 47V46H235ZM234 47V48H235ZM18 48H20V47H18ZM18 48H17V50H18ZM29 48H31V47H29ZM28 48V49H29ZM33 48V47H32ZM140 48V47H139ZM24 49V48H23ZM133 49V50H132ZM144 49H146V47L144 48ZM158 49V48H157ZM195 49H197V47H195ZM232 49V48H231ZM230 48H229V51L231 50ZM237 49V48H236ZM29 50H31V49H29ZM44 50V49H43ZM57 50H59V52H56ZM140 50H142V49H140ZM146 50H148V49H146ZM152 50V49H151ZM153 50H155V49H153ZM152 50V52H154ZM238 50V49H237ZM11 51V50H10ZM20 50H18V51H14L13 53L11 52H9L10 53V56H7L6 57V55L5 56H3L4 57V59L5 60H1V62H0V70L1 71H3L4 70V76H6V74H8V72L9 71H7V67L8 66H10L11 67V65L12 66H15V68H16V66L17 67H20V68H24V66L25 65H27V66H29V64H30V60H31V55H32V53L29 55L28 53H26V55L25 54H23V55H21L20 53L21 52H19ZM61 51H63V52H61ZM138 51V50H137ZM193 51V50H192ZM17 52V53H16ZM28 52V51H27ZM62 54H61V53ZM232 52V51H231ZM23 53V52H22ZM42 53V52H41ZM44 53H49L48 51L47 52H44ZM43 53V54H44ZM56 53H59V54H56ZM229 53V52H228ZM12 54V55H11ZM27 54H28V56H27ZM53 54V53H52ZM154 54H158V53H154ZM38 55H40V54H38ZM46 55H48V54H46ZM150 55H152L153 56V58L152 59H154V55L151 53ZM229 55V54H228ZM233 55V56H234ZM13 56V57H12ZM50 56V55H49ZM151 56V57H152ZM227 56V55H226ZM9 57V58H8ZM158 56L156 55V58H157ZM228 57V56H227ZM155 58V59H156ZM7 59L8 60H10V62L12 63L11 65L10 64H8V63H10L9 61H7ZM33 59V58H32ZM152 59L150 60V61H152ZM158 59V58H157ZM184 59V58H183ZM182 59V60H183ZM221 59H222V56H221ZM227 59V58H226ZM225 59V60H226ZM149 60V59H148ZM161 59L159 58V61H160ZM181 60V61H182ZM228 60V59H227ZM230 60V59H229ZM228 60V62H231V61H229ZM231 60H232V58H231ZM235 60H236V62H235ZM6 61H7V66L5 65L6 64ZM43 61V60H42ZM155 61V60H154ZM166 61V60H165ZM3 62V63H2ZM5 62V63H4ZM41 62V61H40ZM156 62V61H155ZM180 62V61H179ZM227 62V63H228ZM20 65H19V64ZM43 63H46V62H43ZM42 63V64H43ZM148 63V62H147ZM159 63L161 64V70H160V65H159ZM158 63V61L156 62V64H158V65H156L157 66V68L155 67V65H154V67L152 66L153 64H155L154 62L152 63V65H151V63L149 62L148 63V65L150 64L153 68H154V70L155 71H151V70H149L148 68H151L150 67V65H149V67H148V65H147V72H149L147 75H149V76H152V74L153 73H155V75L154 76H152V78L154 77V78H156V81H157V78L159 79V73H158V75L156 74V69H159L160 71H162V70H164L165 69V67H164V63L163 62H159ZM222 64V63H221ZM19 65V66H18ZM225 65V64H224ZM183 66V65H182ZM223 66V65H222ZM57 67H59L60 69H61V67L63 68V70H62V72H63V75H61V77L62 78H60V79H55L54 77H56V74H54V70H52L53 68H57ZM94 67H95V65H94ZM103 67V68H102ZM159 67V68H158ZM227 67V66H226ZM37 68V67H36ZM36 68L34 69L35 71H36ZM102 68V69H101ZM153 68H151V69H153ZM164 68V69H163ZM8 69L10 70L11 68H9L8 67ZM25 69V68H24ZM50 69V74H49V70ZM167 69V68H166ZM226 69V68H225ZM13 71H15V69H12ZM12 70H11V72H10V75H12L11 73H12ZM56 70V69H55ZM57 70H59V69H57ZM83 70H82V72H83ZM106 70V69H105ZM145 70H146V68H145ZM158 70V71H159ZM180 70V69H179ZM222 70V69H221ZM18 71V70H17ZM20 71V70H19ZM61 70H59V73H61L60 72ZM89 71V70H88ZM150 71L152 72V74L150 75ZM157 71V72H158ZM166 71V70H165ZM170 71V70H169ZM168 71V72H169ZM228 71H230V65H229V70ZM46 72V73H45ZM55 72H57V71H55ZM86 72V71H85ZM90 72V71H89ZM163 72V71H162ZM176 72H178V71H176ZM176 72H174V74L176 73ZM224 72H227V70H225ZM3 73V72H2ZM21 73V72H20ZM19 73V74H20ZM38 73V72H37ZM111 73V72H110ZM118 73H120V74H118ZM13 74H14V72H13ZM16 74V73H15ZM18 74V73H17ZM58 74V73H57ZM62 74V73H61ZM77 74V75H78ZM112 74V73H111ZM144 74V73H143ZM142 74V75H143ZM164 74V73H163ZM173 74V75H174ZM184 74V73H183ZM208 74H210V73H208ZM76 75V74H75ZM86 75V74H85ZM113 75V74H112ZM170 75V74H169ZM172 75V74H171ZM222 75H223V73H222ZM9 76V75H8ZM7 76V77H8ZM87 76V75H86ZM85 76V77H86ZM144 76V75H143ZM147 77V78H150V77ZM161 76V75H160ZM163 76V75H162ZM183 76V75H182ZM209 76V75H208ZM207 76V77H208ZM218 76H219V74H218ZM227 76V75H226ZM10 77V76H9ZM88 77V76H87ZM100 77V76H99ZM112 77V76H111ZM133 77V78H132ZM146 77L144 78V79H146ZM168 77V76H167ZM174 77H175V75H174ZM225 77V76H224ZM228 77V76H227ZM2 77H0V82H1V80H3L5 77H3L2 79H1ZM12 78H14V77H12ZM11 78V79H12ZM28 78V77H27ZM35 78V77H34ZM101 78V77H100ZM113 78V77H112ZM115 78V77H114ZM151 78V80H154V78L152 79ZM164 78V77H163ZM169 78H171L170 76H169ZM187 78V77H186ZM208 78H210V77H208ZM208 78H206L207 80H208ZM214 78H217V76H215ZM219 78V77H218ZM232 78V77H231ZM231 78H229L230 80H231ZM35 79V80H36ZM78 79H81L80 77L78 78ZM83 79V78H82ZM162 79V78H161ZM160 79V80H161ZM221 79V81H222V79H223V77L222 78H220ZM233 79H235V78H233ZM232 79V80H233ZM238 79V78H237ZM237 79H235V82H237ZM242 79H243V81H242ZM8 80V79H7ZM26 80H28V79H26ZM34 80V81H35ZM116 80V81H115ZM126 80V81H125ZM168 80V79H167ZM172 80V79H171ZM170 80V81H171ZM185 80H187V79H185ZM184 80V81H185ZM211 80H212V77H211ZM224 80V79H223ZM140 81V80H139ZM141 81H143V80H141ZM155 81V82H156ZM164 81V80H163ZM176 81V80H175ZM213 81V80H212ZM220 81V82H221ZM107 82V83H108ZM149 82V81H148ZM147 82V83H148ZM153 82V81H152ZM158 82H159V80H158ZM172 82V81H171ZM234 82V81H233ZM238 82H239V79H238ZM51 83V84H50ZM144 83H145V80H144ZM161 83H163V82H161ZM161 83H159L160 85H161ZM170 82H168V83H166V84H169ZM173 83V82H172ZM177 83H179V82H177ZM228 83V82H227ZM131 84H133L134 85V83H131ZM143 84V83H142ZM146 84V83H145ZM144 84V85H145ZM149 84V83H148ZM147 84V85H148ZM153 84H155V83H153ZM159 84H158V86H159ZM165 84V87L166 86H170V85H166ZM176 84V83H175ZM191 84V83H190ZM195 84V83H194ZM211 84H212V82H211ZM214 84H213V86L211 87V89L210 90H212V94L213 95H215L214 93H215V91H213V89H215V88H213L214 87ZM219 84V83H218ZM235 84V83H234ZM33 85V86H34ZM60 85V87H58ZM156 85V84H155ZM185 85V84H184ZM231 85H233V84H231ZM3 86H4V84H3ZM3 86H1V87H3ZM107 88H106V87ZM135 86V85H134ZM136 86H139L138 85V83H137V85ZM162 86V85H161ZM191 86V85H190ZM234 86V85H233ZM117 87V88H116ZM155 87H157V86H155ZM170 87H172L173 88V86H170ZM235 87V88H236ZM47 88V89H46ZM150 88V87H149ZM164 88V87H163ZM169 87H167V89H168ZM171 88V89H172ZM194 88V87H193ZM213 88V89H212ZM46 89V90H45ZM131 89V90H130ZM143 89H144V87H143ZM142 89V90H143ZM170 89V88H169ZM176 89V88H175ZM2 90V88H0V91ZM63 90V93L62 92H60V91H62ZM77 90V89H76ZM147 90V89H146ZM194 90V89H193ZM31 91H32V88H31ZM155 91H156V89H155ZM182 91H184V90H182ZM181 91V92H182ZM139 92V91H138ZM160 92V91H159ZM163 92H165L164 90H163ZM162 93V92H161ZM167 93H169V91L167 92ZM210 93V92H209ZM211 93H210V95H211ZM74 94V93H73ZM159 94V93H158ZM179 94H181V93H179ZM216 94H218V93H216ZM163 96H164V94H162ZM171 95H172V93H171ZM170 95V96H171ZM175 95V94H174ZM157 96V95H156ZM167 96H168V94H167ZM177 96V95H176ZM217 96V95H216ZM194 97H195V93H194ZM203 98H204V96H202ZM46 98V99H47ZM184 98H186L185 96H184ZM192 99H193V96L191 97ZM165 99V98H164ZM174 99V98H173ZM173 99H172V102H173ZM183 99V98H182ZM196 99V98H195ZM194 99V100H195ZM127 100V101H126ZM129 100V101H128ZM198 100V99H197ZM197 100H196V102H195V104H198L197 103ZM217 100H218V98H217ZM219 100H221L220 99V97H219ZM218 100V101H219ZM50 101V100H49ZM60 101V100H59ZM164 101V100H163ZM187 101V100H186ZM191 101V100H190ZM155 102V101H154ZM153 102V103H154ZM177 102V101H176ZM184 102H185V100H184ZM262 102H264V101H262ZM62 103H63V101H62ZM70 103V102H69ZM124 103V104H125ZM166 103H168V102H166ZM175 103V102H174ZM180 103V102H179ZM200 103H202L201 101L199 102V104ZM218 103V104H219ZM50 104V103H49ZM67 104V103H66ZM79 104V105H78ZM124 104H122V105H124ZM160 104H162V103H160ZM164 104H165V101H164ZM180 104H182V101H181V103ZM195 104H192V105H195ZM117 105V104H116ZM151 105H152V103H151ZM150 105V106H151ZM156 105V104H155ZM154 105V106H155ZM171 105V104H170ZM186 105H188V104H186ZM190 105V104H189ZM202 105V104H201ZM115 106V105H114ZM148 106H149V104H148ZM160 106V105H159ZM179 106V105H178ZM177 106V107H178ZM182 106V105H181ZM180 106V107H181ZM203 106V105H202ZM239 106H242V107H239ZM77 107V108H76ZM101 107V108H100ZM110 107H112V106H110ZM110 107H106V109L107 108H110ZM117 107V106H116ZM126 107V106H125ZM180 107H178V108H180ZM185 107V106H184ZM197 107H201L200 105H198ZM220 107V106H219ZM48 108L50 109V111H56V109H55V107L53 106V105H49L48 106ZM120 107H118L117 108V111H118V109H119ZM130 108V107H129ZM172 108V107H171ZM174 108H176V107H174ZM174 108H173V110H174ZM105 109V111H107ZM122 109V108H121ZM120 109V110H121ZM128 109V108H127ZM160 109H161V107H160ZM182 109V108H181ZM185 109H187V106H186V108ZM102 110V109H101ZM108 110H111V108L110 109H108ZM150 109H148V111H149ZM193 110V109H192ZM198 110V109H197ZM11 111H13V110H11ZM11 111H9L10 113H8L9 115H10V118H11V115L14 117L15 116V114H16V116H17V114L19 115V113H20V115H21V111L18 109L17 111L18 112H15V111H13L12 113H11ZM104 111V112H105ZM122 111H124V110H122ZM128 111V110H127ZM175 111V110H174ZM185 111V110H184ZM196 111V110H195ZM217 111L218 110H216V111H214V112H216L217 113ZM73 112H74V110H73ZM72 112V113H73ZM79 112H77L76 113V115L79 113ZM102 112H103V110H102ZM102 112H100V114L102 113ZM115 112V111H114ZM113 112V113H114ZM129 112V111H128ZM71 113V114H72ZM82 113H80V115L82 114ZM108 113H109V111H108ZM111 113V112H110ZM121 113V112H120ZM174 113V112H173ZM178 113V112H177ZM215 113V117H216V115H217V117H218V113L216 114ZM86 114V113H85ZM99 114V115H100ZM181 114H183V113H181V112H179V116H181ZM23 115V114H22ZM66 115V114H65ZM91 115H93V114H91ZM96 115V114H95ZM99 115H96L95 116V118L96 117H98ZM130 115H131V113H130ZM172 115V114H171ZM170 115V116H171ZM175 115H177V114H175ZM51 116V115H50ZM69 115H67V117H68ZM78 116V115H77ZM89 116H90V114H89ZM122 116V115H121ZM132 116V115H131ZM178 116V115H177ZM200 116V115H199ZM13 117H12V119H13ZM46 117H48V113H47V115H45L44 114V116H40V121H39V123H42V124H40V125H44V121H46ZM63 117V116H62ZM79 117V116H78ZM78 117H76L75 118V120H77V118ZM100 117V116H99ZM98 117V118H99ZM105 117H107V116H105ZM111 117V116H110ZM123 117V116H122ZM145 117H147L146 115H145ZM144 117V118H145ZM173 117V116H172ZM176 116H174L173 118H175ZM214 117V116H213ZM216 117V118H217ZM15 118V117H14ZM29 118V117H28ZM90 118V117H89ZM88 118V119H89ZM121 118V117H120ZM119 118V119H120ZM177 118V121H178V117H176ZM175 118V119H176ZM218 118H220V117H218ZM217 118V120H219ZM249 118V119H248ZM58 119V118H57ZM79 119V121H81L80 120V117L78 118ZM85 119V118H84ZM87 119V122L90 120H88ZM193 119V118H192ZM195 119V118H194ZM199 119V118H198ZM221 119V118H220ZM223 119H221L222 120V122H224L223 121ZM251 119H253V121H251ZM10 120V119H9ZM8 120V121H9ZM15 120V121H14ZM62 120V119H61ZM97 120V119H96ZM101 120V119H100ZM104 120H106V119H104ZM123 120V119H122ZM129 120V119H128ZM131 120H132V118H131ZM135 120V119H134ZM146 120V119H145ZM171 120V119H170ZM173 120V119H172ZM215 120V119H214ZM220 120V121H221ZM11 121V120H10ZM13 121L14 122H12L11 121V125L13 126V127H15V129H21V128H23V125H21L22 123L21 122H23V118L21 119V116H19L18 118L16 117V119H13ZM72 121V120H71ZM78 121V122H79ZM84 121V120H83ZM83 121H81V122H79L81 125L82 124H85L86 123V120L84 121V123H82ZM108 121H109V119H108ZM111 121V120H110ZM124 121V120H123ZM126 121V120H125ZM124 121V122H125ZM176 121V120H175ZM176 121V122H177ZM207 121V120H206ZM220 121H218L219 123H220ZM91 122V121H90ZM98 122H99V120H98ZM115 122H117V121H115ZM121 122V121H120ZM119 122V123H120ZM127 122V121H126ZM133 122V121H132ZM146 122V121H145ZM169 122V121H168ZM216 122V125H217V121H215ZM252 124H251V123ZM254 122H255V124H254ZM34 123H35V121H34ZM60 123H61V121H60ZM64 123V122H63ZM69 123V122H68ZM67 123V124H68ZM128 123V122H127ZM250 123V124H249ZM259 123V126H257V124ZM33 124V123H32ZM36 124V123H35ZM64 125V126H66V128H67V126H69L70 124H68V125ZM79 124V125H80ZM88 124V123H87ZM117 124H118V122H117ZM129 124V123H128ZM143 124V123H142ZM146 124V123H145ZM198 124V123H197ZM207 124V123H206ZM224 123L222 124V123H220V125L218 124L217 125V127L219 126V127H224L223 129L221 128V131H223L226 127L224 126L225 125ZM260 124H261V126H260ZM28 125H30V124H28ZM39 124L37 123V126H38ZM100 126H96V125H91L92 127H90V128H88V131H90L91 133H89L88 131H86V132H88V137L86 138L85 136H83V137H85L84 139H82V136L81 137H79L78 136V133L77 132H80L81 133V131L79 130H74V129H76V125H75V127H68L69 129H68V131H70V133L69 134H65L66 136H63L64 134H62V131L60 132L61 134L60 135H57L56 137H55V141H56V143L57 142H59L60 144L62 143V145H65V149H64V151H62V152H57V151H55V150H53V149H51V147L49 148L48 147V149H50V150H53V151H51L50 152V155H49V159H52V158H54L55 156H52L51 154L52 153H55V152H57L56 154H58V153H61L60 154V156H62L63 158L60 160V161H58L57 162V164H58V168L57 169H55V173H54V175H53V172L51 171V170H47L48 172H50V175H53V176H55L54 178H55V182L53 181L54 179L52 178L53 176H51V180L53 181L52 183H55L56 184V186H57V191L56 192H54L53 194H55L56 195V197L58 198V200H57V203H59V204H57V203H55L56 202V200H51L52 199V197H53V194H51L52 195V197L50 198V197H43V195H42V192H43V190H41L42 192L41 193H39V194H41L39 197L42 199V201H39V197H33V196H35V195H33V196H31V194H30V192H32L30 189V192L29 193H27V195L23 192V187L18 183H13V182H10L9 180H8V178L6 179L8 182H6L5 184L6 185H8V187L10 188V192H11V190H13L14 191V194L16 193V194H19L17 197H15V196H12L11 194H9L8 193V189L5 191H3V189L1 188L0 189V196L1 195H3V196H5V198H6V195H7V200L9 201V200H12L14 197H15V199L16 198H20L22 201H21V203H19V206H21L22 204L23 205H26L25 207H27V208H25V210L23 211V213L22 212H19V213H21L22 214V216H23V218L24 219H28V220H30V219H32V220H39V221H41L42 222V220H44L43 218H45V217H52L56 222H58L59 223V226L60 225H62L61 227H63V226H65V227H69V228H72V229H74L75 228V230H76V227H78L79 225L76 223V222H79V218H82V220H83V218H85V219H87L86 217H88L89 215H91L90 214V211L88 210V208H87V206H86V204L84 203H82V202H80L79 200H80V198L82 199V198H84V196L82 195V190L84 189V187H83V185L86 183V181H87V179H88V177H91V175H96V173H98L99 171L98 170H100V168L101 167H105V168H107V167H111V166H113L114 164L113 163H115L114 161H115V156L113 155V152H114V150L119 146H117V142L120 140L121 141V137H120V135H116V136H114L113 135V132H115V130H113V129H106V128H108L109 126H108V122L106 123V121L104 122V123H100L99 124ZM120 125V124H119ZM127 125V124H126ZM125 125V126H126ZM131 125V124H130ZM215 125V126H216ZM31 126V125H30ZM29 126V127H30ZM34 126H36V125H34ZM63 126V127H64ZM85 126H86V124H85ZM89 126V125H88ZM106 126H108V127H106ZM122 126V125H121ZM120 126V127H121ZM140 126V125H139ZM142 126V125H141ZM206 126V125H205ZM215 126H214V129H215ZM60 127V126H59ZM80 127V126H79ZM106 127V128H105ZM119 126H117L116 128L117 129H119L118 128ZM194 127V126H193ZM211 127V126H210ZM210 127H209V129H210ZM217 128V132H218V130H220V128ZM2 128V127H1ZM0 128V129H1ZM46 128V127H45ZM83 128V127H82ZM162 128H163V126H162ZM196 128V127H195ZM43 129V131L41 132V133H44V132H46V131H48V130H46V129H44V128H42ZM131 129V128H130ZM194 129V128H193ZM227 129V128H226ZM158 130V129H157ZM205 130V129H204ZM1 131H2V129H1ZM124 131V130H123ZM126 131V130H125ZM171 131V130H170ZM221 131H219V132H221ZM228 131V129L226 130V132ZM37 132V131H36ZM66 132V131H65ZM86 132H84L85 134H86ZM111 132V133H110ZM116 132H117V130H116ZM134 132V131H133ZM140 132V131H139ZM157 132V131H156ZM160 132V131H159ZM205 132H206V130H205ZM208 132H209V130H208ZM211 132V131H210ZM225 132V130H224V134L225 135H227L228 133H226ZM1 134H2V132H0ZM37 133H39V132H37ZM83 133V132H82ZM81 133V134H82ZM83 133V134H84ZM163 133V132H162ZM164 133H165V131H164ZM163 133V134H164ZM204 133V132H203ZM72 134H74L73 136H71ZM84 134V135H85ZM111 134L114 136H112L113 137V141L111 142ZM137 134H138V132H137ZM193 135H195L194 133H192ZM197 134V133H196ZM209 134V133H208ZM216 134V133H215ZM219 134V133H218ZM218 134L215 136V138H216V140L217 141H220V142H222L225 138L223 137V135L220 137V136H218ZM34 135H36V134H34ZM41 135V134H40ZM44 135V134H43ZM45 135H48V133H46ZM50 135V134H49ZM87 135V134H86ZM199 135V134H198ZM219 135H221V134H219ZM233 135L231 136V134H230V136L231 137H233ZM237 135H235L236 136V138H237ZM67 136L69 137V138H67ZM71 136V137H70ZM157 138H158V136H159V134L158 135H155ZM162 136H165V135H162ZM196 136V135H195ZM204 136V135H203ZM203 136H201V137H203ZM217 136L220 138V140H218L217 139ZM235 136L233 137V138H235ZM18 137V136H17ZM109 137H110V139H109ZM131 137H132V135H131ZM130 137V138H131ZM138 137V136H137ZM152 137V136H151ZM159 137H161V136H159ZM200 137V138H201ZM226 138H227V136H225ZM228 137H229V135H228ZM200 138H198V139H200ZM212 138H214L213 137V134H212V136H208L207 137V139L205 140V143H206V141H207V144L209 145V147H213V145H210V144H214L213 142H214V140H212ZM82 139V140H81ZM109 139V140H108ZM139 139V138H138ZM161 139V138H160ZM106 140H107V142H109V144L107 145V144H105V142H106ZM137 140V139H136ZM203 140V139H202ZM229 140H231V138H229ZM234 140V139H233ZM233 140L232 141H230V142H227V141H224V143L222 144L221 143V145H222V147H223V149H224V151L223 150H220V144H219V146L217 145V144H215V145H217L218 146V151H215L214 153H215V155H213L214 153H211L209 156L210 157H208V156H206L205 157V154H204V158L201 160V161H203L204 162V166H203V171L205 172V175L206 176H208V177H210V178H212L211 180H213V181H215V185H218V183H220V182H218L219 180H222V179H224V178H222V177H224L225 175H221V166H222V164L223 163H225L227 166L226 167H228L229 166V169L230 168H232L234 165L233 164H235V166H236V168L235 167H233L232 168V172L233 173H231V172H228L229 171V169H228V174L230 173V174H232L231 175V177L229 176V175H227V178H229L227 181H225V179H224V181L222 180V182H223V184L225 185V187H224V185H221V183L219 184V186L222 188H220L219 186V190L221 189V191H222V194H226V196L228 195V197H231V198H233V200L232 201H234V199L236 200V202L237 203H239V204H241V203H246V202H248V203H250L251 205H254L255 207L257 206V208H258V205H259V210L258 211H262V210H264V205H262V204H260V202H261V200L262 199H264V198H262V199H260V197H264V196H259L260 194H262V193H257V192H261V190H260V188H258L257 190H259V191H257L256 190V188L255 187H259L258 185H259V183H256V181H255V183H254V181H252V175H253V173L250 171V169H248V167L247 166H249V161L247 160L246 161V159H244L243 158V156H242V158L240 157V155H237V153L238 152H240L239 150H238V148H237V146L239 145V143H233ZM139 141V140H138ZM156 141V140H155ZM152 142H153V140H152ZM162 142H164L163 140H161V143ZM198 142H201V140L200 141H197L196 142V144L198 143ZM219 142V143H220ZM112 143V144H111ZM156 143V142H155ZM159 143V142H158ZM153 144V143H152ZM195 144V145H196ZM199 144V143H198ZM204 144V143H203ZM202 143H201V147H202V145H203ZM243 144V143H242ZM244 144V145H245ZM135 145V144H134ZM150 145V144H149ZM205 145V144H204ZM246 145V146H247ZM217 146H215V148L217 149ZM245 146V147H246ZM248 146V147H249ZM191 147V146H190ZM208 147V148H209ZM221 147V148H222ZM124 148V147H123ZM138 148V147H137ZM206 149H207V147H205ZM239 148L241 149L242 148V146H241V143H240V145H239ZM253 148V147H252ZM38 149H40L41 150V148H38ZM46 149H47V147H46ZM119 149H121L120 148V146H119V148H118V150ZM150 149V148H149ZM205 149V150H206ZM211 150H212V148H210ZM215 149V150H216ZM243 149H244V146H243ZM242 149V150H243ZM45 150V149H44ZM133 150V149H132ZM138 150V149H137ZM136 149H135V151H137ZM208 150V149H207ZM220 150V151H219ZM242 150H241V152L240 153H243L242 152ZM251 150V147H250V149H249V151ZM59 151H61V150H59ZM120 151V150H119ZM139 151V150H138ZM210 151V150H209ZM116 152V151H115ZM192 152V151H191ZM206 152V151H205ZM212 152V151H211ZM253 152H255L254 150H253ZM132 153H133V151H132ZM199 153V152H198ZM250 153H252V151H250ZM43 154H45V156L47 157L48 155H46V151L43 153ZM118 154V153H117ZM197 154V153H196ZM208 154V153H207ZM239 154V153H238ZM2 156H5V158H9L8 157V154L6 155V153H0V157H2ZM35 156V155H34ZM38 156V155H37ZM135 156V155H134ZM213 156H215V157H213ZM118 157V156H117ZM200 157V156H199ZM259 157V156H258ZM257 157V158H258ZM260 157H261V155H260ZM23 158V157H22ZM39 158V157H38ZM133 158V157H132ZM49 159H47V160H49ZM180 159V158H179ZM158 160V159H157ZM180 160H182V157H181V159ZM196 160H197V158H196ZM40 161H41V158H40ZM159 161V160H158ZM158 161H156L155 160V162H157L158 163ZM182 161H184V160H182ZM193 161V160H192ZM195 161V160H194ZM193 161V162H194ZM199 161V160H198ZM200 161V162H201ZM7 162V161H6ZM24 162V161H23ZM35 163H34V166H33V163H29V164H27V166H25V173L26 172H30V171H32V169L33 170H38V172L40 171V172H42V173H44L43 172V170H44V168H45V166H46V168H49V166L51 167V164L53 165V163L55 164L56 162H52V163H48L47 164V161H46V163L45 162H43L42 163V161L41 162H36V161H34ZM50 162V161H49ZM135 162V161H134ZM160 162V161H159ZM247 162V163H246ZM151 163V162H150ZM182 163V162H181ZM156 164V163H155ZM261 164V163H260ZM116 165V164H115ZM157 165V164H156ZM15 166V167H14ZM13 166V164L11 163V165L10 164H8V163H4V165H3V169L6 171V170H8L9 172H12V171H14V170H16L17 171V167H16V165H14ZM117 166V165H116ZM225 165L223 164V168H225L224 167ZM247 167V168H246ZM154 168V167H153ZM157 168H158V166H157ZM2 169V170H3ZM97 169V171H95V170ZM102 169V168H101ZM227 169V168H226ZM249 170L248 172H249V174H248V172H246L247 170ZM103 170H105V169H103ZM107 170V169H106ZM110 170V169H109ZM161 170V169H160ZM160 170H158V171H160ZM231 170V169H230ZM19 171V170H18ZM44 171H46V169L44 170ZM101 171V170H100ZM111 171V170H110ZM154 171V170H153ZM157 170H155L154 172H156ZM162 171V170H161ZM223 171V174H226V173H224L225 172V169H223L222 170ZM0 172H1V170H0ZM7 172V171H6ZM52 172V173H51ZM96 172V173H95ZM102 172V171H101ZM107 172V171H106ZM145 172V171H144ZM154 172H152V174L154 173ZM163 172V171H162ZM204 172H202L203 173V175H204ZM251 172V173H250ZM103 173V172H102ZM160 173V172H159ZM159 173H158V175H159ZM19 174L21 175V174H23V172H22V170L20 171V172H18V173H13L12 175H18V177H20L19 176ZM1 175V174H0ZM201 176V174H200V177H204V176ZM3 176V175H2ZM22 176V175H21ZM143 176H144V174H143ZM168 176V175H167ZM220 176H222V177H220ZM254 176V175H253ZM256 176V175H255ZM13 177H15V178H17V176H13ZM104 177H106V175H104ZM111 177V176H110ZM116 177V176H115ZM173 177V176H172ZM98 178V177H97ZM199 178V177H198ZM220 178H222V179H220ZM226 178V177H225ZM4 179H5V177H4ZM23 179V178H22ZM90 179V178H89ZM197 179V178H196ZM204 179H205V177H204ZM91 180H93V179H91ZM106 180V179H105ZM105 180H103V182L105 181ZM20 181V180H19ZM27 181V180H26ZM26 181H25V183H26ZM198 181V180H197ZM209 181V180H208ZM23 182V181H22ZM218 182V183H217ZM259 182V181H258ZM21 183V182H20ZM24 183V182H23ZM116 183V182H115ZM253 183V184H252ZM4 184V185H5ZM106 184V183H105ZM108 184V183H107ZM110 184H111V182H110ZM114 184V183H113ZM113 184H112V187H106V189L105 188H102L101 187V189H100V191H99V195L101 194V196L99 197L100 198V201H99V203L100 204H103V205H101V207L102 206H104V209L103 210H105V211H103V212H105L106 213V211H107V209H105V207H110L109 205H110V203H111V200H114V197H116V195H117V193L120 191V188H119V185H116V184H114V186H113ZM181 184V183H180ZM211 184V183H210ZM254 184H256L257 186H253ZM5 185V186H6ZM25 184H23V186H24ZM137 185V184H136ZM157 185V184H156ZM155 185V186H156ZM182 185V184H181ZM21 186V187H20ZM51 186V185H50ZM55 186V187H56ZM85 186V185H84ZM106 186H110V185H106ZM1 187V186H0ZM52 187H54V185L52 186ZM105 187V186H104ZM207 187V186H206ZM223 187H224V189H223ZM83 188V189H82ZM157 188V187H156ZM27 189V188H26ZM40 189V188H39ZM39 189H38V191H39ZM48 189H49V187H48ZM52 189V188H51ZM218 189V188H217ZM35 190V189H34ZM195 189H193V191H194ZM219 190H216V191H219ZM224 190H226V191H224ZM12 191V192H13ZM25 191V190H24ZM223 191L225 192V193H223ZM3 192H4V194H3ZM8 194H7V193ZM51 192H53V190H50V193ZM57 192L59 193V194H57ZM170 192V191H169ZM227 192V193H226ZM220 193V192H219ZM13 194V195H14ZM32 194H34V193H32ZM45 194V193H44ZM102 194H104V195H102ZM161 194V193H160ZM221 194V193H220ZM25 195V196H24ZM38 195V194H37ZM45 195H47V194H45ZM50 195V196H51ZM54 195V196H55ZM97 195V194H96ZM95 195V196H96ZM126 195V194H125ZM98 196V195H97ZM97 196H96V198H97ZM2 197V196H1ZM0 197V200L1 201H4L5 200V198H4V200H3V197L1 198ZM60 197H62V200L60 199ZM160 197V196H159ZM222 197H224V196H222ZM56 198V199H57ZM95 198V197H94ZM93 198V199H94ZM98 198V199H99ZM113 198V199H112ZM174 198V197H173ZM258 198V199H257ZM15 199H14V201H15ZM19 199V200H20ZM64 199V200H63ZM127 198H124V200H123V202L121 203V206H120V208H122V211L121 212H123L122 213V215H120V217H119V219L118 220H116L115 221V223L113 224V233L115 232V234L114 235H112V233H111V235L109 234H107V232L108 233H110L109 231H110V229H109V231L108 230H105L106 232V236L105 237H103L102 239V241H104V240H106V239H104V238H107L108 236H110V238H112L113 240H109L108 241V238H107V241L106 242H108V246H109V243L110 242H112V245H110V246H112V247H107V244H106V246L104 247V244L106 243L105 241V243L104 244H102L103 245V247H104V249H106V248H108V249H106V250H108L109 251V248L111 249H113V247H114V249L115 250H117L118 249V251L117 252H115L116 253V259H122V260H124V258L122 257V258H120L121 257V255L122 256H126L125 254H126V252H127V254L129 255V258L130 259H132L131 258V256H132V254H133V258L135 257L136 258V255L138 256V252H134V253H130V251H136V250H139L140 251V249L142 250V249H144L143 250V252L147 255L148 254V252L146 251V250H148V248L150 247V246H152V247H150V249L151 248H154L155 247V245H156V247H157V245H158V242L160 243V241H158L157 242V239H158V237H156V236H160V235H162V234H160V235H158V233L156 232H154L155 231V229L156 228H158V226H157V223H159L158 222V219H154L153 221H151L152 219L149 217V218H143V213L145 212H143V211H140L141 209H142V206H143V204L140 206V208H137L136 206H133L132 205V202H131V200H130V198H128L127 200H126ZM170 199V198H169ZM95 200V199H94ZM120 200V199H119ZM193 200V199H192ZM139 201V200H138ZM159 201H161V199H159ZM164 201H166V200H164ZM167 201H168V199H167ZM240 201V202H239ZM257 203H256V202ZM260 201V202H259ZM2 203V202H1ZM36 203H42L43 205H42V208L41 209H39L38 211H34L33 209H29L30 208V206H33L34 204H36ZM98 203V204H99ZM144 203V202H143ZM170 203V202H169ZM232 203H235V201L234 202H232ZM262 203V202H261ZM93 204H95V205H97V202L96 203H94V201H93ZM137 203H135V205H136ZM160 204H163V203H161L160 202ZM174 204V203H173ZM238 204V205H239ZM258 204V205H257ZM18 205V204H17ZM17 205L15 204V207H17ZM233 205V204H232ZM250 205V206H251ZM260 205H261V207H260ZM1 206L2 205H0V208H1ZM13 206H14V204H13ZM56 206H58V207H63V208H61L60 209V211L59 212H61V213H64V214H66V215H61V216H56V214H57V211H53L54 210V207H56ZM235 206V205H234ZM22 207H24V206H22ZM35 207V206H34ZM95 207H98L99 208V206L97 205V206H95ZM236 207V206H235ZM238 207H240V206H238ZM242 207H245V204H244V206L242 205ZM247 207V206H246ZM14 208V207H13ZM91 208V206H89V209ZM93 208H94V206H93ZM98 208H94L95 210L96 209H98ZM103 208V207H102ZM119 208V207H118ZM252 208L254 209V207L252 206ZM251 208V209H252ZM2 209V208H1ZM27 209V210H26ZM93 209V210H94ZM149 209V208H148ZM250 209V208H249ZM252 209V210H253ZM31 210H33V211H31ZM41 210V211H40ZM94 210V211H95ZM98 210H101V208L100 209H98ZM108 210H112V207H110ZM121 210V209H120ZM119 210V211H120ZM92 211V210H91ZM93 211V212H94ZM97 211V210H96ZM95 211V212H96ZM109 211V212H110ZM118 211V212H119ZM249 211H251V210H249ZM257 211V212H258ZM15 212H17V210H15ZM93 212H91L92 213V215H93ZM254 212H255V210H254ZM257 212H256V214H257ZM6 213V212H5ZM18 212H17V214H19ZM101 213V212H100ZM108 213V212H107ZM110 213H113L112 211L110 212ZM110 213H108V216H109V214ZM259 213H261V212H259ZM95 214V213H94ZM114 214V213H113ZM156 214V213H155ZM159 214V213H158ZM262 214H264V213H262ZM261 214V215H262ZM6 215V214H5ZM8 215V214H7ZM6 215V216H7ZM14 215H16V213H14ZM13 215V216H14ZM20 215V214H19ZM112 215V214H111ZM10 216H12V214L11 215H9V218H10ZM18 216V215H17ZM22 216H19L20 218L19 219H21V217ZM94 216V215H93ZM106 216V215H105ZM114 216V215H113ZM159 216V215H158ZM259 216V215H258ZM117 217V216H116ZM214 217V216H213ZM254 217H255V215H254ZM8 218V217H7ZM14 217H12L11 219H13ZM17 218V217H16ZM22 218V219H23ZM76 218V219H75ZM158 218V217H157ZM250 218V217H249ZM252 218V217H251ZM256 219H257V216L255 217ZM0 219H2V218H0ZM15 219V218H14ZM18 219V220H19ZM74 219H75V221H74ZM151 219V220H150ZM241 219V218H240ZM81 220V219H80ZM88 220V219H87ZM97 220V219H96ZM95 220V221H96ZM101 220V219H100ZM99 220V221H100ZM217 220V219H216ZM215 220V221H216ZM247 220V219H246ZM250 220V219H249ZM248 220V221H249ZM10 221V220H9ZM21 221V220H20ZM105 221V220H104ZM114 221V220H113ZM238 221H239V219H238ZM244 221V220H243ZM12 222V221H11ZM98 222V221H97ZM80 223V222H79ZM101 223V222H100ZM175 223V222H174ZM179 223V222H178ZM240 223V222H239ZM84 224H86V222L84 223ZM160 224V223H159ZM170 225H169V228L170 227H173L174 225H172L171 223H169ZM180 224V223H179ZM244 224V223H243ZM246 224V223H245ZM156 225V226H155ZM230 225V224H229ZM249 225H250V223H249ZM10 226V225H9ZM8 226V227H9ZM74 226V227H73ZM80 226H81V229L84 227V226H82L81 224H80ZM178 226V225H177ZM180 226V225H179ZM178 226V227H179ZM181 226H182V229H181ZM179 228H180V230L179 231H174V230H178L179 228L177 227V229H175L174 228V230L173 229H171L170 228V231H169V233H171V231L173 230V232L171 233L172 235H173V238H174V236H182V239H183V235L184 236H188V235H185L186 233H184L183 232V225H181ZM184 226H188V224L187 225H185V223H184ZM246 226H247V224H246ZM251 226V225H250ZM64 227V228H65ZM88 227V226H87ZM168 227V226H167ZM176 227V226H175ZM238 227V226H237ZM244 227H245V225H244ZM248 227V226H247ZM252 227V226H251ZM250 227V228H251ZM152 228H155V229H152ZM169 228L166 230V231H168L169 230ZM185 229H186V227H184ZM229 228H231V227H229ZM233 228H234V226H233ZM239 228V227H238ZM238 228H236V230L238 229ZM243 228V227H242ZM249 228V227H248ZM247 228V230H251L250 228L248 229ZM88 229V228H87ZM86 229V226H85V229H83L82 231L84 232V230L86 231L87 230ZM89 229H90V226H89ZM96 229V228H95ZM94 229V230H95ZM188 229V228H187ZM224 229H227V230H229L228 229V227L227 228H224ZM244 229V228H243ZM4 230H6V229H4ZM21 230V229H20ZM24 230V229H23ZM32 230V229H31ZM30 230V231H31ZM56 230V229H55ZM70 230V229H69ZM68 230V231H69ZM99 230V229H98ZM152 230V231H151ZM154 230V231H153ZM157 230V229H156ZM164 230V231H165ZM226 230V231H227ZM235 230V231H236ZM240 230V229H239ZM239 230H237V231H239ZM252 230H253V228H252ZM43 231V230H42ZM151 231V232H150ZM158 231V230H157ZM188 231H189V229H188ZM242 231V230H241ZM243 231H245V229L243 230ZM46 232V231H45ZM49 232V231H48ZM66 232H67V230H66ZM70 232V231H69ZM73 232V231H72ZM76 232H78V231H76ZM89 232V231H88ZM94 232V231H93ZM93 232L90 234V235H92L93 234ZM102 232H104V231H102ZM112 232V231H111ZM152 232H154L155 233V235H154V233H152ZM160 232V231H159ZM182 232L184 233V234H182ZM246 232V231H245ZM249 232H251V231H249ZM71 233V232H70ZM84 233H86V232H84ZM90 233V232H89ZM88 233V234H89ZM95 233H97V232H95ZM163 233V232H162ZM169 233H167V234H164V235H167L168 236V234ZM237 232H235V234H236ZM24 234V233H23ZM45 234V233H44ZM51 234V233H50ZM56 234H57V232H56ZM243 234H244V232H243ZM35 235V234H34ZM79 235V234H78ZM82 235V234H81ZM94 235V234H93ZM93 235H92V237H93ZM103 235H105L104 233H103ZM152 235H154V236H152ZM163 235V236H164ZM251 235V234H250ZM1 236H4V235H1ZM33 236V235H32ZM43 236V235H42ZM69 236V235H68ZM96 236V235H95ZM94 236V237H95ZM111 236H113V237H111ZM190 236H192V235H190ZM226 236V235H225ZM229 236V235H228ZM236 236V235H235ZM246 236H247V234H246ZM18 237V236H17ZM25 237V236H24ZM30 237V236H29ZM28 237V238H29ZM39 237V236H38ZM44 237V236H43ZM88 237H89V235H88ZM101 237V236H100ZM154 237H156L155 238V240H154V242H153V239H154ZM166 237V236H165ZM165 237H160L159 239H162V240H164L165 239ZM240 237H242V236H240ZM36 238V237H35ZM42 238V237H41ZM68 238V237H67ZM109 238V239H110ZM164 238V239H163ZM173 238L171 237V239L173 240ZM178 238V237H177ZM236 238H238V237H236ZM1 239V238H0ZM6 239V238H5ZM22 239H23V237H22ZM43 239V238H42ZM69 239V238H68ZM67 239V240H68ZM70 239H71V237H70ZM81 239H82V237H81ZM99 239V238H98ZM158 239V240H159ZM166 239H168L167 237H166ZM170 239V238H169ZM168 239V240H169ZM30 240V239H29ZM38 240V239H37ZM96 240H97V238H96ZM2 241V240H1ZM8 241V240H7ZM15 241V240H14ZM31 241V240H30ZM79 241V240H78ZM98 241H101V240H98ZM101 241V242H102ZM174 241V240H173ZM179 241H181L180 239H179ZM23 242V241H22ZM37 242V241H36ZM41 242V241H40ZM65 242H67V241H65ZM155 242H156V244H155ZM163 242V241H162ZM165 242V241H164ZM166 242H168L167 240H166ZM2 243H4V242H2ZM68 243V242H67ZM66 243V244H67ZM70 243V242H69ZM68 243V244H69ZM75 243V242H74ZM73 243V244H74ZM174 243V242H173ZM180 243V242H179ZM9 243H7V245H8ZM10 244H12L11 242H10ZM19 244V243H18ZM27 244V243H26ZM29 244H31V243H29ZM61 244H62V242H61ZM80 244V243H79ZM91 244V243H90ZM111 244V243H110ZM147 244V245H146ZM162 244V243H161ZM178 244V243H177ZM182 244V243H181ZM4 245V244H3ZM14 245V244H13ZM21 245H23V244H21ZM24 245H25V243H24ZM24 245L22 246V247H24ZM56 245V244H55ZM54 245V246H55ZM64 245V244H63ZM62 245V246H63ZM72 245V244H71ZM70 244L68 245V246H71ZM88 245V244H87ZM93 245H95V244H93ZM154 245V246H153ZM160 245V244H159ZM163 245H165L164 243H163ZM168 245L169 246H171L170 245V243H168ZM26 246V245H25ZM79 246V245H78ZM83 246V245H82ZM86 246V245H85ZM84 246V247H85ZM97 246V245H96ZM125 246V247H124ZM11 247H12V245H11ZM17 247V246H16ZM19 247V246H18ZM28 247H29V245H28ZM41 247V246H40ZM60 247V246H59ZM67 247V246H66ZM72 247V246H71ZM70 247V249L71 250H74L75 251V249L72 247L71 248ZM81 247V246H80ZM93 247V246H92ZM102 247V248H103ZM127 247V248H126ZM159 247V246H158ZM161 247V246H160ZM164 247V246H163ZM27 248V247H26ZM25 248V249H26ZM33 249H35V247L33 246L32 247ZM38 248V247H37ZM55 248V247H54ZM63 248V247H62ZM64 248H65V246H64ZM69 248V247H68ZM67 248V249H68ZM82 248V247H81ZM94 248L95 249H98V247L96 248L95 246H94ZM94 248H93V250H94ZM147 248V249H146ZM262 248H264V247H262ZM5 249V248H4ZM16 249V248H15ZM18 249V248H17ZM20 249V248H19ZM57 249L58 248H56L55 250L57 251ZM61 249V248H60ZM86 249V248H85ZM85 249H82L83 251H81V249L79 248V250L81 251L80 252V254H82V253H86V257H88V256H90V254L87 256V252H85ZM112 250V251H115V250ZM146 249V250H145ZM149 249V250H150ZM156 250H154V249H152V250H154L153 252H155V251H157V248H155ZM6 250V249H5ZM21 250H22V248H21ZM37 250V249H36ZM69 250V249H68ZM79 250H78V253H79ZM90 250V249H89ZM148 250V251H149ZM151 250V251H152ZM262 250H264V249H262ZM4 251V250H3ZM11 251V250H10ZM18 251V250H17ZM34 251V250H33ZM47 251V250H46ZM63 251V250H62ZM76 251H77V249H76ZM99 251V250H98ZM100 251H101V248H100ZM132 251V252H133ZM166 252H167V250H165ZM164 251V252H165ZM14 252V251H13ZM30 252V251H29ZM39 252V251H38ZM65 252V251H64ZM66 252H68V251H66ZM72 252V251H71ZM94 252H95V250H94ZM129 252V253H128ZM143 252H142V254H141V251L139 252L140 253V256L141 255H143ZM164 253V256L166 255L167 256V253ZM16 253V252H15ZM14 253V254H15ZM19 253H20V250H19ZM25 253V252H24ZM51 253V252H50ZM63 253V252H62ZM73 253H76V252H72V254ZM99 253V252H98ZM111 253V252H110ZM115 253H113V255L115 254ZM119 254V258H118V254ZM124 253V254H123ZM149 253H151V252H149ZM156 254H159V252H155ZM6 254H8V253H6ZM6 254H5V256H6ZM112 254V253H111ZM144 254V255H145ZM154 254V253H153ZM156 254H154L155 256H156ZM4 255V254H3ZM10 255V254H9ZM40 255V254H39ZM43 255V254H42ZM70 255H71V253H70ZM76 255H78V254H76ZM93 255V254H92ZM151 255V254H150ZM18 256V255H17ZM36 256H37V254H36ZM46 256V255H45ZM67 256H69V255H67ZM79 256H81V255H79ZM83 256V255H82ZM81 256V257H82ZM85 256V255H84ZM94 256V255H93ZM148 256H149V254H148ZM147 256V257H148ZM154 256V257H155ZM166 256L164 257V258H166ZM72 257V256H71ZM70 256H69V258H71ZM77 257V256H76ZM95 257V256H94ZM108 257V256H107ZM110 257H111V255H110ZM159 257H160V254H159ZM27 258H29V257H27ZM68 258V259H69ZM74 258H75V254H74ZM79 258V257H78ZM96 258V257H95ZM113 258V257H112ZM128 257H126L125 258V260L127 259ZM161 258V257H160ZM159 258V259H160ZM6 259V258H5ZM85 259H88V258H85ZM90 259V261L92 260V257H90L89 258ZM104 259V258H103ZM114 259V258H113ZM129 259V260H130ZM156 259H157V257H156ZM2 260V259H1ZM14 260V259H13ZM72 260H73V257H72ZM76 260V259H75ZM83 260V259H82ZM111 260V259H110ZM109 260V263L112 261H110ZM158 260V259H157ZM207 260V259H206ZM8 261V260H7ZM12 261V260H11ZM66 261V260H65ZM94 261L95 260H93V263H94ZM101 261H103V260H100V262ZM118 261V260H117ZM116 261V262H117ZM120 261V263H121V260H119ZM131 261V260H130ZM136 261H137V259H136ZM145 261V260H144ZM159 261V260H158ZM251 261V260H250ZM20 262V261H19ZM75 262V261H74ZM81 262H83V261H81ZM88 262H89V260H88ZM88 262L86 263V262H84V264L86 263V264H88ZM105 262H107L108 263V260L107 261H105ZM138 262H139V260H138ZM137 262V263H138ZM159 262H161V264H163L162 263V261H159ZM159 262H157V263H159ZM164 262V261H163ZM195 262H196V260H195ZM9 263V262H8ZM62 263V262H61ZM60 263V264H61ZM70 263V262H69ZM90 263V262H89ZM93 263H91V264H93ZM102 263V262H101ZM107 263H105V264H107ZM119 263V262H118ZM136 263V264H137ZM145 263H146V261H145ZM253 262L251 261V264H252ZM11 264V263H10ZM13 264V263H12ZM74 264V263H73ZM80 264V263H79ZM83 264V263H82ZM111 264V263H110ZM114 264H116L115 262H114ZM128 264V263H127ZM140 264H141V262H140ZM164 264H167L166 263V261H165V263ZM248 264V263H247Z\"/></svg>", "mask_w": 264, "mask_h": 264}]
</instances>
